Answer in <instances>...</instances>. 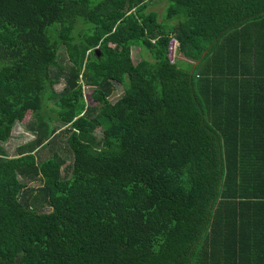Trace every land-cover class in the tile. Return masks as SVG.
<instances>
[{
    "label": "trees",
    "instance_id": "obj_1",
    "mask_svg": "<svg viewBox=\"0 0 264 264\" xmlns=\"http://www.w3.org/2000/svg\"><path fill=\"white\" fill-rule=\"evenodd\" d=\"M28 113L0 264H264V0H0V143Z\"/></svg>",
    "mask_w": 264,
    "mask_h": 264
},
{
    "label": "rangeland",
    "instance_id": "obj_2",
    "mask_svg": "<svg viewBox=\"0 0 264 264\" xmlns=\"http://www.w3.org/2000/svg\"><path fill=\"white\" fill-rule=\"evenodd\" d=\"M157 2V1H156ZM168 2H157V3H153L148 7V11H153L158 15V21L160 23H162L163 25H166L167 27L172 25H175L177 23V19L176 18H172V19H166L165 15H166V10L168 7ZM59 59L62 63L66 62V55H65V51L63 48L59 49ZM179 54L177 53V57L175 59V62H178V58ZM131 58L133 63H137L138 61H140L141 59H150L149 55L147 54V50L144 48H140L138 46H134L132 47L131 50ZM178 66L185 68L187 65L181 61H179ZM123 86V85H122ZM56 89L59 91L62 89V85H58L56 87ZM124 89V86H123ZM123 89L120 85H117L115 87V91L114 93L109 97V101L111 103L115 102V100H117L123 93ZM92 88L84 86L83 87V97L84 100L86 102L87 105H93L94 103L92 102L91 98H90V93H91ZM47 98V94L45 95L44 99ZM55 106L53 104V102L47 100L46 104L43 106V110L42 113L45 114V116L48 118L50 117L52 119V122L49 121V124H52L53 126H55L57 129L61 130L64 127L55 120L56 117V113L55 112ZM31 121V116L28 113L26 115V117L24 118V121L21 123H17L15 124V126L12 129V133H11V137L4 143H0L5 151L7 152V154L9 156H15L17 154V148L23 144H25L26 142L30 141L33 139L34 135L33 133H31L28 129H27V124L28 122ZM96 136H101V130L97 129L95 131ZM65 138L66 136L62 133H59L56 135V137L53 139L54 142L52 143V145H54V150H57L56 147H64L65 146ZM52 155V152L49 148H41L38 150V152L36 153V157L38 161H41L45 158H48L49 156ZM45 211H48V209H45Z\"/></svg>",
    "mask_w": 264,
    "mask_h": 264
},
{
    "label": "built area",
    "instance_id": "obj_3",
    "mask_svg": "<svg viewBox=\"0 0 264 264\" xmlns=\"http://www.w3.org/2000/svg\"><path fill=\"white\" fill-rule=\"evenodd\" d=\"M178 41L175 38H171L167 45V60L170 64L175 63V59L177 57V49H178Z\"/></svg>",
    "mask_w": 264,
    "mask_h": 264
},
{
    "label": "crops",
    "instance_id": "obj_4",
    "mask_svg": "<svg viewBox=\"0 0 264 264\" xmlns=\"http://www.w3.org/2000/svg\"><path fill=\"white\" fill-rule=\"evenodd\" d=\"M247 150H249V149L247 148ZM253 151H255V150L253 149ZM256 151L257 152H261V150H259V149H257ZM256 262H259L257 257H254V258L251 259V263H256Z\"/></svg>",
    "mask_w": 264,
    "mask_h": 264
},
{
    "label": "clouds",
    "instance_id": "obj_5",
    "mask_svg": "<svg viewBox=\"0 0 264 264\" xmlns=\"http://www.w3.org/2000/svg\"><path fill=\"white\" fill-rule=\"evenodd\" d=\"M91 88V87H90Z\"/></svg>",
    "mask_w": 264,
    "mask_h": 264
}]
</instances>
